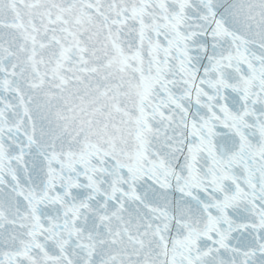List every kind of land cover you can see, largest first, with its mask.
<instances>
[{
	"label": "snow or ice",
	"instance_id": "1",
	"mask_svg": "<svg viewBox=\"0 0 264 264\" xmlns=\"http://www.w3.org/2000/svg\"><path fill=\"white\" fill-rule=\"evenodd\" d=\"M0 264H264V0H0Z\"/></svg>",
	"mask_w": 264,
	"mask_h": 264
}]
</instances>
